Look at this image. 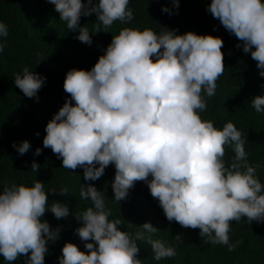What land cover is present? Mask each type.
Returning a JSON list of instances; mask_svg holds the SVG:
<instances>
[{
	"label": "clouds",
	"instance_id": "obj_1",
	"mask_svg": "<svg viewBox=\"0 0 264 264\" xmlns=\"http://www.w3.org/2000/svg\"><path fill=\"white\" fill-rule=\"evenodd\" d=\"M48 3L69 30L79 28L78 39L86 44H91V36L79 24L81 15L95 13L104 31L115 21L134 18L129 0ZM173 3L178 7L179 0ZM208 11L242 42L243 51L251 53L264 76V0H211ZM7 35V25L0 22V37ZM222 47L223 40L211 34L121 28L90 70L66 72L63 88L71 100L66 99L47 122L43 146L61 158L63 168L72 172L83 168L85 180L99 179L114 165L112 190L117 202L137 181L146 182L168 221L199 229L200 237L232 251L230 222L242 217L250 223L264 221V184L248 163L245 139L235 125L228 122L217 129L198 114L207 108L202 93L214 96L224 72ZM3 49L0 44V52ZM44 80L25 67L14 83L33 98ZM251 106L264 112V95L253 97ZM226 145L235 153L230 166L223 160ZM13 147L23 155L30 143L24 140ZM40 153L37 148L35 155ZM31 167L36 172L40 166L33 161ZM59 191L68 193L66 188ZM80 196L92 204L75 214L82 221L76 232L87 252L65 242L59 264H142L136 241L149 244L157 261L176 255L167 241L153 239L158 229L150 222L142 223L134 236L122 231L121 220H109L110 210L93 185L82 186ZM49 208L57 219L69 215L59 201L49 205L39 180L31 186L5 185L0 191V256L8 264L20 256L27 257V264H44L46 245L59 235V229L52 230L41 219ZM174 239L181 242V234Z\"/></svg>",
	"mask_w": 264,
	"mask_h": 264
},
{
	"label": "trees",
	"instance_id": "obj_2",
	"mask_svg": "<svg viewBox=\"0 0 264 264\" xmlns=\"http://www.w3.org/2000/svg\"><path fill=\"white\" fill-rule=\"evenodd\" d=\"M210 3L211 0H179L176 7L173 0H129L133 20L115 21L107 31L95 13L81 15L79 24L91 36V44H86L78 39L79 28L69 30L48 0H0V22L8 28L7 37H0L4 46L0 52V191L5 185L31 186L39 180L44 183L49 205L59 201L69 209L67 217L57 219L49 208L41 218L52 230L59 229L58 238L46 245L44 264H59L65 242L87 252L76 232L82 221L75 214L92 207L90 200L80 196L81 187L89 184L102 193L111 213L109 220H121L118 227L122 231L134 236L147 221L158 229L152 234L153 239L167 241L175 247L174 257L157 261L149 244L136 241L142 264H264V221L250 223L242 217L240 221L230 222L229 243L235 247L229 251L227 245L213 244L207 237H200L199 229L168 221L146 182L137 181L127 197L117 202L112 190L114 165L110 164L99 179L85 180L83 168L78 167L75 172L63 168L61 158L43 146L47 122L66 99L71 100L63 88L66 72L72 68L90 70L121 28L211 34L223 40L225 68L216 82L215 95L208 97L202 93L207 108L198 114L217 129L228 122L235 125L245 139L248 163L256 168V175L264 184V112L258 113L251 106L253 97L264 95V76L259 74L251 53L243 51L242 42L208 11ZM165 7L169 12L162 11ZM98 25L100 31L95 32ZM25 67L45 78L36 94L38 99L25 96L14 83L15 76L22 74ZM24 140L30 143V149L21 155L13 144L19 145ZM37 148L41 149L40 155H35ZM234 158L233 147L226 145L225 165L230 166ZM33 161L40 166L36 172L32 171ZM49 188H55L56 192H49ZM64 188L68 193L60 194L59 190ZM177 234H181V242L174 239ZM0 264L8 262L0 256ZM11 264H27V257L20 256Z\"/></svg>",
	"mask_w": 264,
	"mask_h": 264
}]
</instances>
